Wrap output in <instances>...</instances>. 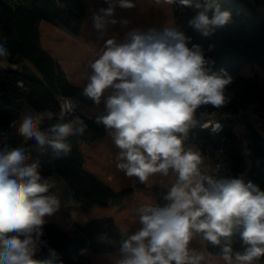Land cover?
Wrapping results in <instances>:
<instances>
[{"label":"clouds","instance_id":"clouds-1","mask_svg":"<svg viewBox=\"0 0 264 264\" xmlns=\"http://www.w3.org/2000/svg\"><path fill=\"white\" fill-rule=\"evenodd\" d=\"M162 2L195 9L189 26L205 36L231 22V12L221 11L217 0H155ZM105 3L109 7L99 10L103 15H93V26L101 33L118 22L108 19L115 7H135L134 0ZM189 43L184 32L172 27L134 28L122 41L105 40L85 65L90 74H81L88 81L82 95L97 107L103 101L104 114L96 123L103 124L119 149L117 170L140 183L155 174L168 177L170 170L176 177L164 197L168 203L146 208L139 216L142 227L133 234L121 229L127 238L112 264H253L264 257V190L243 176L203 174L201 153L184 146L189 130L200 124L197 110L224 107L225 88L232 83L231 76L212 70L214 61L199 45ZM10 55L0 43V58ZM208 115L215 113L203 112L200 118ZM42 120V114H25L17 134L56 154L69 153L66 138L86 128L76 118L75 128L59 122L41 130ZM201 127L217 132L221 124L208 120ZM29 160L24 147L0 149V264H38L35 257L47 247L45 218L61 207L58 196L49 194L55 181L42 180L39 161ZM237 233L245 247L233 253L231 238ZM197 238L202 250L190 246ZM206 244L220 246V253L208 252Z\"/></svg>","mask_w":264,"mask_h":264},{"label":"trees","instance_id":"trees-1","mask_svg":"<svg viewBox=\"0 0 264 264\" xmlns=\"http://www.w3.org/2000/svg\"><path fill=\"white\" fill-rule=\"evenodd\" d=\"M217 3L221 11L231 12V22L210 36L189 26L188 22L196 12L178 4L173 9L176 26L192 38L188 46L199 45L206 58L214 61V72L232 77V83L225 88L226 105L220 109L203 105L197 112L232 115L238 111L239 105L248 103H255L264 110V12L257 9L259 5L264 6V0H217ZM86 15L85 0H32L30 4L25 0H0V27L3 38H6L0 43L11 52L7 59L0 58V136L8 133L18 120L13 96L15 86H20L19 81L27 87L26 102L37 112H57V97L61 94L73 97L81 107L94 106L91 99L82 95L83 86L70 81L60 62L43 47L41 33V24L47 22L69 34L79 35ZM24 62L37 72V78H28L20 73L18 67ZM99 115L102 114L91 117L82 113L76 115L86 128L83 134L74 132L66 138L65 142L71 148L69 153L61 152L52 157L48 152L50 147L45 146L39 158L29 160L30 163L39 161L41 175L55 172L61 177L73 190V199L83 213H88L94 206H108L112 199L132 190L127 188L117 192L84 167L81 143H93L107 134L103 124L96 123ZM55 121V118H43L41 130ZM231 121L226 120L223 129L214 137L205 132L201 135L216 148L224 146V161L238 174L243 158L236 147L237 138ZM248 131L252 139L249 148L252 161L250 175L255 184L264 190V136L250 125ZM5 147L12 148L9 143L0 144V149ZM200 171L216 179L229 177L226 171L210 174L202 168ZM153 190L159 206L168 203L164 200L168 192L166 187L155 186ZM74 228L70 232L55 221H46L42 239L47 242V247L35 257L38 264H94L86 254L87 250L113 253L119 251L122 239L127 238L122 237V228L113 216L93 218L84 225L74 222ZM244 247L238 235L232 243L233 253L242 252ZM259 261L264 264V257Z\"/></svg>","mask_w":264,"mask_h":264},{"label":"crops","instance_id":"crops-1","mask_svg":"<svg viewBox=\"0 0 264 264\" xmlns=\"http://www.w3.org/2000/svg\"><path fill=\"white\" fill-rule=\"evenodd\" d=\"M26 1V0H25ZM103 1H101L102 3ZM44 23V22H43ZM41 24V33H42V25ZM173 23L176 26L174 19H173ZM111 24V23H110ZM111 26V25H107ZM53 29H59V27L56 26H52ZM84 27V25H83ZM49 30H51L52 28L49 26L47 27ZM177 30L180 31L179 27H177ZM83 33V28L82 31L79 35H72V34H64V38L59 37V36H55V35H51L50 36V40H49V45L47 47H45L44 45V40H43V36H42V43H43V47L48 50L61 64L62 68L64 69L68 79L70 81H72L73 83L79 84L81 86H84L87 84V80L86 79H82L81 78V74L82 73H87L90 74V69H88L85 65L87 64V62L94 57L95 52L102 47V44L105 40L109 39V38H115V37H111L108 36L106 34V31H104L103 33H101L99 31V35H95L93 36H85L82 35ZM3 39V33L0 27V40ZM53 39V40H52ZM61 39H66V41H64V46L66 48H63L62 43H59V40L61 41ZM117 40L120 41V39L116 38ZM65 49H68L69 52L65 51ZM3 65V64H2ZM5 65V64H4ZM7 66V65H5ZM14 68H16V66H13ZM19 70L21 69V66L18 67ZM15 93H14V98L16 100V110L18 112V116L19 114H21V119L22 117L25 115L23 111H26L29 114H34V115H41L43 118H47L46 114L47 111L45 112H37L35 110H33L28 103L26 102V91H27V87L26 86H15ZM107 95V93H106ZM21 104L22 106L20 107ZM82 109H87V110H94V114H102L103 113V101L101 102V105L99 107L97 106H82L81 107V111ZM49 111V110H48ZM82 113V112H81ZM83 114V113H82ZM85 115V114H84ZM93 115H86L88 117H91ZM76 118H79L78 116H73L72 118L69 119L68 123H72L73 127H77L78 125H76ZM20 118L16 121L15 124H13L11 130L8 133L2 134L0 136V144L2 143H9L11 145V147H24L26 149H29L30 151V159L31 158H39L43 151V149H39L36 145V142L34 140H29V141H25L22 137H20L17 134V128L19 126L20 123ZM85 146H87L88 150L91 149H96V154L94 155V157L92 158L91 161H87V158L85 156L84 148ZM81 149L84 155V159H85V164L84 167L86 170L92 172L93 174H95L100 180H102L103 182H105L106 184L110 185L115 191H122L125 190L127 188H132V190L126 194L123 195L122 201L124 199V197L130 193H133L135 191L136 187H149L147 182L144 183L143 185L139 184L138 178L136 177H132V178H128L125 176V174L122 171L117 170V168L115 167V156L118 154L119 149L115 146V144L112 141V138L108 135V133L106 134V136L102 139H99L93 143H81ZM191 149L199 151L201 153L202 156V165L203 166H199L200 168H202L203 170H205L208 174L209 171L205 168L206 165H208V158L203 154L202 151H200L196 146H193ZM48 152L51 153L50 148H48ZM215 170H212L211 173H215ZM55 181V187L50 189L49 194H54L56 196H58V198L60 199L61 202V207L62 206L64 208H67L69 206H75V208H77V217L78 219L76 220L77 223L84 225L87 221H89L90 219L93 218H99V217H104V213L107 214L105 210L108 207H110L111 205L109 204L108 206L102 207V209H104L105 211H102L101 214L100 213H92L97 206H94L93 208H91V210L88 213H83L80 209V205L78 203H76L74 201V199L70 198V192L69 189L67 188L66 183L64 182V180L59 177L58 175H54L53 180ZM159 186V185H156ZM155 187V186H154ZM154 187L150 186V191L151 193H153L155 195V201H156V206H159L158 201H157V196L154 192ZM166 187V186H163ZM169 187V185H168ZM166 187L168 190L169 188ZM150 196V195H149ZM145 199V198H142ZM121 201V203H122ZM64 214L67 217H71L73 215H70L68 212H66L64 210ZM110 214V212H109ZM105 216H113V215H105ZM83 217V218H80ZM80 219V220H79ZM115 219V217H114ZM79 220V221H78ZM116 221V219H115ZM117 222V221H116ZM118 224V223H117ZM129 235V234H127ZM220 246L217 247V249L219 250ZM215 248L214 246L210 245L209 249H213ZM88 252V250H87ZM86 252V254H87ZM119 251H115L113 253H101V254H108L110 255V257H112L113 259L116 258H120L121 254H118ZM120 253V252H119Z\"/></svg>","mask_w":264,"mask_h":264},{"label":"rangeland","instance_id":"rangeland-1","mask_svg":"<svg viewBox=\"0 0 264 264\" xmlns=\"http://www.w3.org/2000/svg\"><path fill=\"white\" fill-rule=\"evenodd\" d=\"M26 2L27 4H30L32 0H26ZM85 3L87 8V15L84 22L82 35L94 37L95 35H99L100 33L93 26V15H103V13H100L99 10L101 8L106 9L109 7V5L105 2L101 3V1L99 0H85ZM134 3L135 7L130 9H122L118 6L115 7L113 16L109 17L108 19H116L118 22L115 25L109 23V25L111 26L106 27L105 31L108 36L118 38L120 39V41H122L124 39L125 34L134 28H140L144 31H147V29L151 27H155L158 30H162L164 27H172L177 29L173 23V9L175 4L167 5L162 2L158 5L155 3V0H134ZM125 20L128 21L127 25L123 23V21ZM49 26L52 28L51 30L47 28ZM52 26L53 25L47 22H44L42 25V36L45 47L49 45L51 35L64 38V34L68 33L62 28H59L56 31V29H53ZM64 41H66V39H61V41L59 40V43H62L63 48H66L64 46ZM65 51L69 52L68 49H65ZM19 105L20 107L22 106L21 104ZM23 112L24 114H29L26 111ZM81 112L85 115H93L95 111L92 109H82ZM20 115L21 114H19L18 119L20 118L21 120ZM83 152L85 153L87 161H91L94 155L96 154V149L88 150L87 146H85ZM201 166L203 165L201 164ZM205 168L209 171V173L214 170V166L211 160L208 159V165H206ZM175 179L176 177L173 173H171V170L168 177H162L160 174H155L154 176L150 177L147 181L149 187H136L133 193H130L124 197L122 203L117 205H111L110 207L105 209L108 211H106L107 214L104 213L103 215H113L118 225L121 228L126 227L128 229L127 234L131 235L135 231H138L140 227H142V225H140L139 223V216L143 214L144 210L148 207L156 206V201L154 199L155 195L151 193L150 186L154 187L156 185H159L168 187L169 185L168 188H170L171 184L175 182ZM139 184L143 185L144 183L139 182ZM64 210L69 214L71 213L70 215L73 216L67 217L64 214ZM93 210V214H101L102 211H105L100 206H97ZM76 213L77 208H75V206H69L67 208H64L62 206V208H60L55 214L50 217H46L45 219L46 221H55L63 228L72 232L75 229L74 222H76V220L78 219ZM210 245L211 244H206L208 252L214 254L220 253L221 247L219 250L217 249L218 246H214L215 248L209 249ZM190 246L197 250H202V245L199 241V238L195 239ZM118 254L120 255L121 253L118 252ZM87 255L90 257L91 261L94 264H112L113 261V258L110 257V255L108 254L94 253L88 250ZM218 264H224V262L222 260H218ZM253 264L263 263L257 260L253 261Z\"/></svg>","mask_w":264,"mask_h":264},{"label":"built area","instance_id":"built-area-1","mask_svg":"<svg viewBox=\"0 0 264 264\" xmlns=\"http://www.w3.org/2000/svg\"><path fill=\"white\" fill-rule=\"evenodd\" d=\"M257 9L260 10L261 12H264V6L259 5L257 6ZM191 10L196 12L195 9H191ZM189 38L191 42L192 38L191 37ZM18 85L23 86V82L19 81ZM57 100H58L57 112L47 111L46 114L47 118H55L56 120L55 123H59V122L68 123L70 118L76 116L78 113H81V106L73 97L69 95L61 94L57 97ZM62 113L63 116H61ZM197 117L200 119V124L189 130L187 139L184 141L185 148L188 149V148H192L193 146H196L200 151L203 152V154L209 160H211L214 166V170L216 172L226 171L229 174V177L243 176L246 182L250 180L253 183H255L250 175L252 161L249 156V148H250V144L252 143V139L249 135L248 127L249 125L254 127L259 133H261L264 136V110L261 109L255 103H248L246 105H239L238 111L232 115L229 114H223L220 116L208 115V116H204L203 118H200V114L197 112ZM228 119L232 120L231 121L232 131L237 138L236 147L243 158L242 169L238 174H235V172L226 165L224 161V152H225L224 146H220L216 148L211 143L208 142L207 138L204 135H201L202 132L203 133L205 132L208 135L214 137L215 134L219 133L223 129L224 122ZM208 120H211L213 122H219L221 124V129L217 132H212L211 128L208 129L202 128L201 125ZM47 128L48 127L44 128L43 130H46ZM50 150L52 157H55L57 154L54 153L51 148ZM54 175L57 174L53 172L52 174H48V175L43 174L41 176H42V180H48L49 182H51L53 180ZM67 188L69 189L70 198L72 199L74 192L68 186Z\"/></svg>","mask_w":264,"mask_h":264},{"label":"water","instance_id":"water-1","mask_svg":"<svg viewBox=\"0 0 264 264\" xmlns=\"http://www.w3.org/2000/svg\"><path fill=\"white\" fill-rule=\"evenodd\" d=\"M99 1H103L105 2V0H99ZM20 73L28 78H37L38 74L37 72L26 62H24L22 65H21V69H20ZM104 114V113H102ZM122 198H123V195L121 196H118L117 198H114L111 200L110 202V205H117V204H120L121 201H122ZM238 236V233L235 234L231 240H232V243L234 242V240L237 238ZM222 241H223V238H222ZM220 248V247H219Z\"/></svg>","mask_w":264,"mask_h":264}]
</instances>
